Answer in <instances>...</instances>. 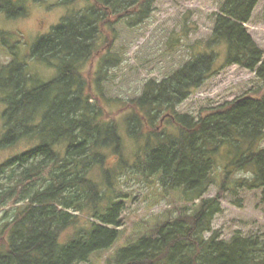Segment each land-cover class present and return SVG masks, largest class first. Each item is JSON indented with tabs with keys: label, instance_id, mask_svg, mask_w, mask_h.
<instances>
[{
	"label": "trees",
	"instance_id": "trees-1",
	"mask_svg": "<svg viewBox=\"0 0 264 264\" xmlns=\"http://www.w3.org/2000/svg\"><path fill=\"white\" fill-rule=\"evenodd\" d=\"M86 1L90 5L68 12L33 48L31 58L60 66L50 82L30 87L34 79L27 63L0 44L11 57L0 69L6 105L0 149L22 142L28 147L0 166V177L10 172L1 183L3 203L18 193L15 202L23 203L0 227V264H84L95 253L112 249L121 235L124 202L113 197L112 181L119 172L108 163L114 156L121 167L127 165L125 138L101 90L111 58L104 57L94 80L85 73L101 52V43L102 48L111 47L114 39L106 36L115 35L114 18L135 16L142 22L150 15L152 0ZM259 2L225 0L206 52L165 80L149 81L141 97L121 102V114L129 112L128 137L144 141L136 156L143 175L157 177L163 191H181L184 201L199 205L194 211L182 209L175 219L118 250L111 264H264V235L237 233L227 241L213 227L234 175L251 170L253 178L240 185L261 190L264 201V149L256 148L264 140V94L243 96L199 119L177 112L216 73L217 46L226 49L224 66L256 73L264 83V50L246 27ZM24 4L25 0H0V14L25 17ZM10 39L17 48L24 36L0 30V43ZM163 118L175 133L158 131ZM242 144L247 150L225 167L219 193L206 198L214 185L216 156L227 145L240 149ZM97 172L104 175L103 186L93 179Z\"/></svg>",
	"mask_w": 264,
	"mask_h": 264
},
{
	"label": "rangeland",
	"instance_id": "rangeland-1",
	"mask_svg": "<svg viewBox=\"0 0 264 264\" xmlns=\"http://www.w3.org/2000/svg\"><path fill=\"white\" fill-rule=\"evenodd\" d=\"M62 1L40 0L35 3L32 0H25L26 5L22 7L27 10V16L9 18L6 14H0L1 31L20 33L24 36L23 44H19L17 48H14V38L6 41L5 44H0L14 50L19 61L27 63L28 71L34 79L30 86L32 88L38 84L50 82L60 72L58 64L49 66L45 62L31 58L38 39L49 34L68 12L74 13L90 5L86 0H77L74 6L64 5ZM224 1L152 0L150 15L142 22H137L135 16L121 21L114 18L115 35L113 34L112 37L110 33L105 35L107 40L114 39L111 47L102 48L101 43V52L88 64L85 75L94 80L104 57L111 58L110 64L105 65V74L101 78V90L105 96L103 100L110 101L111 105H107L109 106L107 108L118 123L122 136L124 135L127 165L121 167L114 156H111L108 163L109 168L119 172V175L112 180L115 189L113 197L124 202V224L120 228V238L112 249L95 253L90 261L84 264H111L109 259L118 250L130 246L132 242H137L158 224L175 219L182 209L194 211L199 205V201L194 203L184 201L181 191L172 193L163 191L157 177L146 178L143 175L136 156L141 154L144 141H133L128 137L125 119L129 112L121 114L119 109L122 106L121 102H129L141 97L149 81L165 80L183 68L196 55L208 50L207 42L214 33L215 17L220 13ZM246 27L256 43L264 50V0H260ZM216 51L220 53V60L215 67L216 73L179 105L178 113L199 119L210 111L243 96L260 97L264 94V83L257 78L256 73L236 65L224 66L226 49L217 46ZM10 61L11 57L0 46V69ZM3 100L4 95L0 92V137L5 133L6 105ZM164 120L163 118L162 121ZM157 126L159 132H176L175 127L166 121L159 122ZM256 148L264 149V140ZM26 149L28 147L25 142L9 149H0V166L19 156ZM246 150L245 144H242L240 149L227 145L220 150L216 156L214 185L205 196L206 198L217 196L224 180L225 167L240 158ZM9 173L0 177V227L8 223L14 216L16 208L23 204L15 202L19 193L3 203L4 196L1 195L4 187H1V183L5 182ZM98 173L93 179L95 178L103 186L104 175L100 177L101 171ZM231 178L229 190L222 201L223 212L216 217L213 224L214 230L219 231L222 239L227 241L237 233H241L244 237L263 236L262 191L251 190L247 186L240 185L243 180L253 178L252 171L240 172ZM8 184L6 183V186ZM81 217L84 219L83 216ZM210 236L211 233L207 234V237Z\"/></svg>",
	"mask_w": 264,
	"mask_h": 264
}]
</instances>
